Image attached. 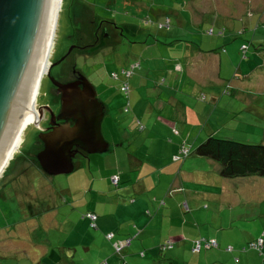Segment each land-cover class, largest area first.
I'll list each match as a JSON object with an SVG mask.
<instances>
[{
    "label": "crops",
    "instance_id": "crops-1",
    "mask_svg": "<svg viewBox=\"0 0 264 264\" xmlns=\"http://www.w3.org/2000/svg\"><path fill=\"white\" fill-rule=\"evenodd\" d=\"M121 1L127 14L121 22L115 19V24L128 39L119 35L118 41L133 52L129 61L122 56L125 49L114 54L120 58V71L128 64L125 70L129 74L120 72L119 88L106 91L102 99L101 133L108 149L78 160L73 182L91 179L90 188L75 190L71 184L67 190L70 200L64 205L56 203L39 219L22 223L44 224L46 230L64 234L66 246L30 250L22 242L28 239L25 229L13 226L9 229L18 241L17 253L21 245L35 264H44L45 257H49L47 264H118L120 255L112 245L94 242L112 231L116 238L133 237L122 251L126 264H222L221 257L201 261L202 249L192 251L193 242L201 238L218 242L203 250L218 248L219 242L226 241L236 247L253 239L259 229L263 231L262 222L253 233L237 236V241L244 239L239 244L229 236L230 226L233 221H249L248 216L244 218L238 211L229 213L226 220L221 212L263 200L264 179L223 178L216 163L192 149L205 135L217 134L233 121L247 123L264 141V111L256 104L263 91H252V99H242L248 85L260 89L264 80V75H258L264 63V0ZM88 8L90 18H98ZM139 14L151 21H137ZM166 17H170L168 28L153 24ZM137 23L143 32L136 30ZM223 25L226 33L221 37L205 33L211 27L220 31ZM246 39L251 43L242 59L240 45ZM124 81L129 85L128 97L120 91ZM236 101L238 106H233ZM246 107L245 118L236 115ZM259 111L261 116L255 114ZM106 117L109 121L104 125ZM182 145L191 146V151L185 159L175 160ZM114 174L119 177L118 188L110 180ZM106 188L108 192H104ZM109 197L112 209H105ZM89 198L93 208L82 210ZM60 207L66 211L60 213ZM88 211L97 215L96 227L83 217ZM166 240L170 244L160 251L158 246Z\"/></svg>",
    "mask_w": 264,
    "mask_h": 264
},
{
    "label": "rangeland",
    "instance_id": "rangeland-1",
    "mask_svg": "<svg viewBox=\"0 0 264 264\" xmlns=\"http://www.w3.org/2000/svg\"><path fill=\"white\" fill-rule=\"evenodd\" d=\"M82 2L83 0H61L60 9L56 18L52 51L49 58L50 64L54 62H57V64L48 67V70L45 71L46 73L43 75V78L40 81L38 94L36 97V107L46 105L51 100L50 90L53 85L50 77L59 80L58 76L66 71L67 67H70L73 61L76 62L78 70L81 71L82 74L86 76L95 87L97 97L101 103H104L102 99H104L106 91H114L119 88L118 81L120 75L118 74L120 73V67L122 66H120V58L114 54H116V51H120V49H125L122 56L124 55L129 61V57L133 51L130 47L125 48L126 44L120 43L116 48H109L108 45L113 44V42H110L101 46V49L97 50V54L88 55L84 52V54L77 57L75 56L74 52H72L68 59H65L64 61L59 60L65 56V52L70 46L68 36L72 32L71 22L69 19V8L71 3L72 6L77 7L82 15L79 29L81 34L83 32L88 33L89 31V28H87L88 23L86 25L89 13L83 7ZM85 2H87L92 10L94 9L96 16L101 20L106 21L105 17L117 19L119 22L125 20L127 11L121 0H118L117 3L114 2V0L113 2L107 0H86ZM109 6H112L113 9ZM141 15L143 14L138 15L137 21L141 19ZM133 23H136V21L134 20ZM222 28H226V26L223 25ZM143 29L144 28L138 23L136 24V30L138 32H143ZM217 36L221 37L219 35ZM130 37H133L131 33ZM111 48H114V50H111ZM104 56L106 58H103ZM110 72H112V75ZM260 72L261 73L258 75L261 77L264 75V63ZM129 83L131 85V82ZM259 88L260 89H258V87L254 88L248 85L246 89H244L246 92L243 94L242 99H252L249 97L252 91H258L259 93L263 91L257 97L256 104L260 109H262V111H264V80ZM238 104L239 102L236 101L233 106H238ZM246 111L247 107L236 115L243 116V118H245L244 116ZM255 114L261 116L260 111L258 113L256 112ZM108 121V117H106L104 120V125H106ZM138 123V126H140V122ZM45 124L46 115H43V118L37 125L36 123L32 122L24 128L18 148L15 150L9 163L5 166L0 175V264H35L30 252H24L21 245L20 251L17 253L18 241L16 240L15 234L13 233L14 231L9 229L13 226L25 229L28 239L22 242L28 244L30 250L39 249L38 252L44 249L48 250L50 248L59 250L66 246L67 241L64 234H60L54 230H46L44 224H39L33 227L31 225H24L22 223L30 218H38V216L48 213L56 203L61 206L64 205L63 202H65V200H70L67 190L71 184L75 186V190H78L79 188L88 189L91 187V179L85 180L84 177L81 179L82 183L79 181L77 183L73 182L74 177L78 174V169H74L69 174L48 175L39 167V165H36L34 164L35 162L31 161L30 153L34 151L33 147L35 139ZM260 130L261 129L257 128L259 134ZM254 131L255 129L247 123H238L237 121H233L231 125H225V129L218 131L217 134L224 136L231 135L233 133V137L239 139L248 140L253 143H258L260 141L262 142V139H259V136L256 135ZM213 163H216V165L219 167L217 162L213 161ZM262 178L264 179V177ZM104 192H108L107 188ZM91 193H93L94 198L96 193L93 190ZM87 201L90 203L88 205H83L81 207L82 210H91V208H93L94 203L91 202L90 198ZM93 201L95 202V199H93ZM77 202H80V200ZM104 203L106 207L105 209H112V197L106 198ZM244 206L241 205L240 207H235L231 212L228 210L221 212L225 215L226 220H228L229 213L235 215L238 211L242 213L244 218L245 216H248L247 218L249 221L246 219L241 221H233L232 225L230 226L231 235L229 236H233L234 241L238 242L239 244L244 239L237 241V236L240 234L245 235V231H247V233H253V229L255 227H257L262 222L264 224V215H260L261 211L264 213V197L263 200H260L257 203L251 202L250 204V202H246L244 203ZM59 210L60 213H63L66 211V208L60 207ZM255 213L258 214L255 215ZM99 230L100 229L98 228L94 231ZM259 231L260 229L257 231L258 233L256 232L257 236L256 234H253L255 236L253 239L246 241V243H243L242 245L240 244L236 247H233L234 251L228 249V246L231 245L230 241H226L224 244H220L219 242L218 248L211 250L202 249L200 253L201 261L204 260L205 262L206 260H213L221 257L225 260L222 261V264H264V244L260 246L261 241H264V230L260 232ZM255 239L257 240V245H255V243H251ZM94 242L105 245L110 244V246L112 245L111 241H109L105 235L104 237L101 236L94 238ZM242 247H246L247 250L241 251ZM25 253L29 254L26 255ZM48 261L49 257H45L44 261L42 262L47 264ZM213 264L221 263L220 261H216Z\"/></svg>",
    "mask_w": 264,
    "mask_h": 264
},
{
    "label": "water",
    "instance_id": "water-1",
    "mask_svg": "<svg viewBox=\"0 0 264 264\" xmlns=\"http://www.w3.org/2000/svg\"><path fill=\"white\" fill-rule=\"evenodd\" d=\"M53 4V0H0V168L27 105L35 60L45 42L44 19ZM50 79L60 106L51 114L50 129H41L36 137L43 145L36 159L48 175L69 174L77 152L101 154L108 149L101 133L104 106L84 75ZM44 109L52 112L47 104L37 107L39 119Z\"/></svg>",
    "mask_w": 264,
    "mask_h": 264
},
{
    "label": "trees",
    "instance_id": "trees-1",
    "mask_svg": "<svg viewBox=\"0 0 264 264\" xmlns=\"http://www.w3.org/2000/svg\"><path fill=\"white\" fill-rule=\"evenodd\" d=\"M107 1L113 2V0H107ZM123 2L125 3L127 1L123 0ZM82 5H83V7L85 8L86 11H89L88 5L86 3H84V1L82 2ZM77 11H79V10L76 8V12L74 14V17L78 18L77 19V21H78V20H81L80 19L81 15ZM93 11H94V9H93ZM94 18L97 19L96 17H94ZM105 19H106V21H108V19H110V20L115 22V19H113V18H106L105 17ZM141 19L143 21H147V22L151 21V19H149L147 17H143ZM168 20H169V22H168ZM106 21L103 20L102 22L104 23ZM167 23L170 24V17H166L165 20L163 19L158 24L157 23H153V24H155L157 28H165V26H166V28H168L169 25ZM210 29H212V27L208 28L205 31V33L207 35H210V36H213L215 34H217L219 36H223L226 33V28H222V27L220 28V31H216V32L214 30L209 32ZM119 30H120V27H119ZM120 35L123 38H125V40L128 39L123 34V32H120ZM250 43H251V40L250 39H246L243 42V44L240 45V53H241L240 57L242 59L246 58L247 49L249 48ZM89 55H94V53L93 54H89ZM127 65L122 68V71H124L127 68ZM75 67L77 68V64H76ZM122 71H120V72L123 73ZM110 74L112 75V72H110ZM114 75H116V74H114ZM118 75H120V73ZM120 89H121V87H120ZM96 94H97V92H96ZM126 97H128V95ZM36 141H37V138L35 139L34 147L36 145ZM37 150L38 149H35L34 151H32L30 153V157H31V155L33 156L37 152ZM190 151H191V146L182 145L180 147V149L178 150V154L175 155L176 157H173V158H176L175 160H183L189 155ZM192 152H194L198 156L209 158L210 160L217 162L219 164L218 174L221 177H223V178H235V177H246V176L264 177V141H262V142L260 141L258 143H253L251 141L237 139V138L233 137L232 135H224L223 136V135H219V134L213 133V134L206 135L205 138L202 141L197 142L193 146ZM79 159H80V157L77 158L75 156V158L73 160L74 169H76L78 167L77 163H78ZM34 164L38 165L36 162ZM114 175H117V174H114ZM111 177H110V180H111ZM112 185H113L114 188H118V186L120 185V182L117 183V185H114L112 183ZM86 213H93V212L88 211ZM86 213L83 214V217L88 218L85 215ZM89 222H90L89 224H90L91 227H96L95 220L92 222L89 219ZM92 223L94 224V226L91 225ZM108 233H112L113 237L110 238V239H108L107 237L106 238L109 241H111L112 248L115 251V253L120 255V259L118 261V264H120V263L126 264L123 261V257L124 256L122 254V251H123V249L126 246H128L130 244V242L133 239V237L132 236H126L124 238H116L115 233L112 232V231L107 232L105 234V236ZM206 239L209 240L210 238L209 239L206 238ZM211 239H213V238H211ZM256 242H257V240L255 239L251 243H256ZM163 243H161L158 246V249L160 251H162L160 249V246ZM263 244H264V241L262 240L261 243H260V246H262ZM217 245H218V242L216 241V245L215 246H210L209 248L216 247ZM201 249H208V248L202 246ZM228 249L229 250H233V247L232 246H228ZM242 250L246 251L247 248L246 247H242Z\"/></svg>",
    "mask_w": 264,
    "mask_h": 264
},
{
    "label": "flooded vegetation",
    "instance_id": "flooded-vegetation-1",
    "mask_svg": "<svg viewBox=\"0 0 264 264\" xmlns=\"http://www.w3.org/2000/svg\"><path fill=\"white\" fill-rule=\"evenodd\" d=\"M76 8L77 7L72 6V3H71V6L69 8V12H70L69 13V19L71 22L72 32L68 36L69 41H70L69 42L70 46L67 49V51L65 52L66 54L64 53L65 56L63 57L62 61H64L65 59H68L69 55H71L72 52H74L75 56L78 57V56L84 54V52L87 53L88 55L93 54V53L97 54L98 53L97 50H100L101 46H103L104 44H108L110 42H113V44L108 45L109 48L110 47L116 48L119 45L118 39H119L120 32H119V27L117 26V24H115V22L112 20H108L109 22L106 21L107 23L106 22L103 23L102 22L103 20H101L100 18L91 19L90 18V16H91L90 11H87L89 13V16H88V20L86 22V25L88 23L87 28H89V31H88V33L83 32L81 34L79 29H80V23L82 20V15H81L80 11H77L81 15L80 16L81 20L77 21L78 18L74 17V14L76 12ZM87 37H88V39H87ZM111 50H114V48H111ZM75 66H76V63L73 61L72 64L70 65V67H67L66 71H64L63 73H61L58 76V79L60 81H62V80L63 81L75 80V79L79 78L80 75H83L81 71H79L78 69L75 68ZM50 94H51V100H50V102H48L47 105L50 107L52 112L49 111V109L43 110V114L46 115V124L42 127V129H46V130L50 129L49 120H50V117L52 116L51 114H53V113L56 114L58 109H59V106H60L58 96L56 94V89L54 88V86L51 88ZM53 101H55V102H53ZM55 106H57V107H55ZM53 123H54V120H52V124ZM42 147H43L42 143L39 142V140H37L36 145L34 147V150L35 149H38V150L33 156H31V158H30L31 161L36 162L38 164V161L36 159V154L42 149ZM85 155H86V153H84L82 151H79L75 154V156L77 158H79V157L81 158Z\"/></svg>",
    "mask_w": 264,
    "mask_h": 264
},
{
    "label": "bare ground",
    "instance_id": "bare-ground-1",
    "mask_svg": "<svg viewBox=\"0 0 264 264\" xmlns=\"http://www.w3.org/2000/svg\"><path fill=\"white\" fill-rule=\"evenodd\" d=\"M53 1L54 4L50 7L48 13L46 14V17L44 19V24L42 27L43 29L42 39H45V42L42 51L38 54L35 60V68L31 83L32 86L30 88V91L28 92V97L26 101L27 105L25 107V110H21L20 114H22V116L20 117L19 121L15 126L16 130L9 144L8 152L6 153L5 159L1 165L0 175L4 170L5 166L9 163L13 153L18 148L21 142L22 132L24 128L32 122L36 123L37 125L39 121L43 118L42 115V118L39 119L40 115L38 113L35 104H36V97L38 94L40 81L42 80L43 75H45L46 73L45 71H47L48 67L50 66L49 58L53 46V36L55 31L56 18L61 4V0H53ZM46 28H47V36L45 37L44 31Z\"/></svg>",
    "mask_w": 264,
    "mask_h": 264
},
{
    "label": "built area",
    "instance_id": "built-area-1",
    "mask_svg": "<svg viewBox=\"0 0 264 264\" xmlns=\"http://www.w3.org/2000/svg\"><path fill=\"white\" fill-rule=\"evenodd\" d=\"M212 31V29L209 30V32ZM122 70V69H121ZM123 74H125L126 76L129 74L128 70H124L122 71ZM121 90L124 92V94L127 96L128 95V91H129V85L126 81H124L121 85ZM140 128H142V125L139 126ZM111 181L114 185H117V183L119 182V177L118 175H113L111 177ZM92 222L95 220L96 215L94 213H86L85 214ZM92 226H94V224H91ZM106 237L108 239L113 237L112 233H108L106 235ZM170 244V241L167 240L165 241L161 246L160 249L164 250L168 245ZM216 245V241L214 239H209L207 240L206 238H201L199 240H196L193 242V247H192V251H200V249L202 248V246L209 248L210 246H215ZM255 245H257V242L255 243ZM123 264V263H120Z\"/></svg>",
    "mask_w": 264,
    "mask_h": 264
}]
</instances>
